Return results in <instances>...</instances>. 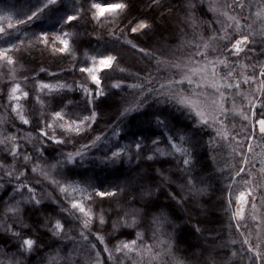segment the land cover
Segmentation results:
<instances>
[{
	"label": "snow or ice",
	"instance_id": "obj_1",
	"mask_svg": "<svg viewBox=\"0 0 264 264\" xmlns=\"http://www.w3.org/2000/svg\"><path fill=\"white\" fill-rule=\"evenodd\" d=\"M138 2L40 0L34 9L0 13V69L7 67L14 73L17 64L29 63L25 52L39 49L42 56L49 53L59 60L71 56L74 65H84L79 72L95 86L89 87L87 81L61 82L62 73L40 66L38 71L35 67L29 70L34 76L25 75V81L34 83V91L24 90L13 79L6 97L0 93V101H6L0 105V190L4 192L0 196V232L16 245L14 252L7 248L0 251V264H25L29 255L44 248L41 234L60 243L48 247L39 264H264V60L259 59L264 57V0H181L180 30L187 34L191 29L193 39L187 44L194 51L183 63L157 61L175 69L180 79H169L147 94L142 82L127 85L139 91L131 100H124L112 134L119 135L120 122L144 109L153 93H158L157 103L162 97L190 123L169 128L167 118L157 114L153 121L165 130L162 136L152 138L150 144L141 138L107 149L100 157L103 164L113 165L125 158L138 161L139 170L123 184L113 185L116 191L101 189L89 179H74L65 172L107 140V136L95 135L89 143L75 147L95 131L101 99L125 87L117 81L106 91L102 85L99 73L119 63L110 51L90 49L96 55L89 56L85 51V59L76 60L75 53L80 51L78 25L95 22L110 30L109 37L117 43L151 57V52L140 47L141 38L157 34L160 24L156 13L160 12L161 20L167 22L163 10L167 7L170 15L174 6L162 0H142L144 10L132 14ZM53 10L64 12L58 27L27 30L29 24ZM41 73L55 82L40 79ZM185 83L192 86L188 95L180 90ZM77 91L83 94L82 106L76 95L69 96V92ZM229 101L230 107L226 106ZM26 104H33L38 118H30ZM234 119L239 126L232 122ZM20 125H32L31 131H11ZM70 142H75L74 151H64ZM225 144L233 158H240L236 165L225 160V167L218 159ZM168 158L176 161L182 173L178 179H173L172 169L163 167L171 163ZM225 173L229 197L238 192L234 210L231 198L226 202L221 199L225 214L235 221L234 233L227 239L217 235L209 240L205 237L208 230L198 226L201 222L197 220L189 229L196 242L186 243L181 234L188 222L174 215L169 205L159 203V194L176 184L179 192L173 189L165 199L178 208H184L187 202L199 207L201 199L214 189L213 176ZM37 176L41 179L36 180ZM120 193H131V199L115 210L97 212L94 205L103 204L106 198L119 204ZM37 214L39 220L34 226L29 221ZM249 219L251 225L246 223ZM165 225L172 231L164 232ZM116 233L127 239H119ZM90 235L98 244L90 240ZM68 244L73 245L71 250ZM181 244H185L183 249ZM100 245L103 247L98 250Z\"/></svg>",
	"mask_w": 264,
	"mask_h": 264
},
{
	"label": "trees",
	"instance_id": "obj_2",
	"mask_svg": "<svg viewBox=\"0 0 264 264\" xmlns=\"http://www.w3.org/2000/svg\"><path fill=\"white\" fill-rule=\"evenodd\" d=\"M40 0H0V13H4L6 10L15 11L17 9L26 8L34 9L39 5ZM101 3L110 2V0H98ZM164 4H172L173 11L169 15L168 8L166 7L163 10L164 20H161V13L157 12L156 17L157 21L160 24V29L157 34L148 37H142L140 42V47H145L147 51L152 53V56H145L143 53L137 52L133 49L122 46L120 43L115 41V38H110L108 31L100 28L95 24H85L81 22L78 25V36H77V46H79L80 51L75 53L76 60L82 61L85 59L83 53L88 51L89 56L96 55L95 52L90 51V49H96L99 52H105L106 50L110 51V54L115 55L118 64H114L113 69H106L99 73L102 78V85L106 87L110 86L114 82H121L125 87L123 90H113L114 95H109L104 97L99 102L100 107L98 109V122L94 125L95 131H90L88 136L80 140L78 143L70 142L68 143L63 150L64 151H74L75 147H79L80 144L89 143L90 137L95 135L107 136V140L103 141L101 145H98L97 148H92L87 154L83 162L79 164H74L68 166L65 169V172L74 179H89L93 184L97 185L101 189H110L116 191L113 185L123 184V182L131 178L138 170V161L133 158L128 160L125 158L124 162L116 163L113 165H106L100 162V157L103 153L117 144L125 145L129 142L146 138L145 142L150 144L151 139L162 136L164 129L159 128L155 125L153 118L155 115L159 114L162 117H166L168 120L169 128H179L190 123L188 120L184 119L183 116L176 110V108L170 103H164L163 98L161 97V102L157 103L155 97L158 93H153L149 96L148 101L144 109L139 112L133 113L127 118L123 119L120 122L119 128L117 131L119 135L112 134V128L116 127L117 116L120 108L123 105L125 99L131 100L132 94L138 92L139 88L133 90L128 88L127 85L137 84L140 85L143 83L144 93L147 94L149 89L155 88L159 89L160 85L167 84L169 79H180V74L170 67H167L165 63L158 64L157 61H170L175 60L177 62L183 63L190 52L194 51V48L191 45H188L187 42L192 40L191 29H188L187 34L181 32L180 28V19L183 18V13L181 12V0H162ZM14 6V8L12 7ZM141 10H144V5L142 0L132 8V14H138ZM64 15V12L53 10L48 12L46 15L42 16L40 20H36L33 23L27 26V30L30 31H41V30H52L54 27H58L59 18ZM96 27V31L93 32V27ZM123 27V25H121ZM69 31L77 32V29H71ZM203 31V29H200ZM118 34V33H117ZM23 35V34H22ZM19 43V41H17ZM28 42L25 41V44ZM249 55H252L251 53ZM29 63H20L16 65L14 73H9L7 67L0 69V93L5 97L9 90L8 85L11 80L20 83L24 90L34 91V83L25 81V75L34 76L35 73L30 72L29 70L33 67L36 70H39L40 66H47L50 71L62 73L61 82H67L72 84L74 81L81 82L87 81L89 87L94 89V85H91L90 80H88L86 74H81L79 72V67L84 66L81 63L73 64L72 57L69 56L67 59L59 60L49 53H45L43 56L39 49H34L31 53L25 52ZM99 57H97L98 59ZM234 59V57H233ZM241 59H245L243 56ZM259 59L264 60V57H259ZM91 65V60L88 61V66ZM123 68L124 71L121 72L120 69ZM40 79L45 82H49L50 78L45 74H40ZM55 82V81H50ZM192 86H189L185 83L180 90L184 92L185 95L190 94ZM76 95L80 101L81 106L83 105V94L79 91L73 93L69 92V96ZM6 101H0V105ZM239 103V100L237 101ZM26 109L30 112V118L36 119L39 117V112L35 110L33 104H26ZM71 106L65 111H69ZM2 111V109H0ZM75 113L79 112V109L74 110ZM17 124L19 122L17 121ZM32 125L24 126L20 125L18 128L13 127L11 131L18 132L20 134H25L27 131H31ZM36 133L33 132V136ZM203 135V133H201ZM207 140V137H204ZM31 151L30 147L28 149ZM225 150L218 154V159H220L221 164L225 160H228L225 156ZM52 155H55V151H52ZM171 163H164L163 167L165 169H172L173 179H178L182 173L178 171L176 167V161L172 158ZM157 167L159 165H156ZM227 167L226 165H223ZM215 167V165H213ZM30 171V169L28 170ZM32 177H30L31 179ZM36 180L41 179V177H35ZM227 173L224 176H213V185L214 189L209 193L208 196H205L201 199L199 207L194 205L191 202H187L184 208L174 207V202H171L165 199V194L172 191L173 189L176 192H179V188L176 184L172 185V188L165 189L164 193H160L159 203L169 205L172 213L176 216L183 217L188 222V227L181 234V238L186 243H195V237L192 235V232L189 229L193 225H196L197 220L201 223L198 225L201 228H206L208 231L205 232V237L209 240L212 237L217 235L223 236L225 239L229 238L232 233L235 231V221H230L229 216L225 214L224 208L221 206V199L225 202L230 198L228 190L226 189V184L228 183ZM47 183V182H45ZM39 188V184L37 185ZM51 191L49 187L47 189ZM234 194V193H233ZM232 194V195H233ZM4 192L0 190V196H3ZM179 198V197H178ZM99 199V198H97ZM117 204L115 201L110 202V198H106L103 204L94 205L97 212L101 209L104 210H115L117 207L122 206L123 203L131 199V193H120L118 196ZM49 207H56L55 205H49ZM58 211V209H57ZM112 219L115 220L116 216L112 215ZM39 220V216L33 215L30 218V223L34 226ZM232 224V227H229V224ZM111 221L109 222V226ZM98 227V225H97ZM249 228H242V231H247ZM95 231V229H93ZM123 231H130L124 229ZM164 232L172 231V228L169 225H165ZM119 236V239L125 240L126 236H120L119 233H116ZM151 231L148 232L149 242H151ZM41 241L44 245V248L38 252H33L27 257L25 264H39V258L44 255L45 251H48V247H56L60 242H54L43 234H41ZM90 240L98 244V241L95 240V236L90 235ZM237 238L238 234H237ZM67 243V241H64ZM116 241L113 239L112 243ZM14 241L9 240L6 236L0 232V251L7 248L10 252L15 251ZM102 245L98 247V250L102 249ZM185 244H181L183 249ZM239 247V245H237ZM73 248L72 244H68V249ZM2 260V257H0Z\"/></svg>",
	"mask_w": 264,
	"mask_h": 264
},
{
	"label": "rangeland",
	"instance_id": "obj_3",
	"mask_svg": "<svg viewBox=\"0 0 264 264\" xmlns=\"http://www.w3.org/2000/svg\"><path fill=\"white\" fill-rule=\"evenodd\" d=\"M91 66V65H90ZM211 89H208L207 90V92L208 93H211ZM238 103V102H237ZM230 105H231V101H229V103L226 105V106H228V107H230ZM233 123H237V126H239V121H238V119H234L233 121H232ZM224 152H225V156L227 157V161H229L232 165H236L237 163H238V161H239V157H235V158H233V156L232 155H230V149L227 147V144H225V147H224ZM257 167H259V165H257ZM247 170H250V169H247ZM236 194H238V192H236V193H234L230 198H231V200H232V208H233V210L235 209V207H236V205H235V195ZM248 212H249V208L246 206V214H248ZM246 223H248L249 225H251V220L249 219L248 221H246ZM250 229H247V231H249ZM246 231V232H247Z\"/></svg>",
	"mask_w": 264,
	"mask_h": 264
}]
</instances>
